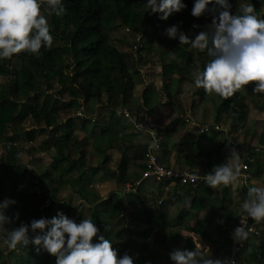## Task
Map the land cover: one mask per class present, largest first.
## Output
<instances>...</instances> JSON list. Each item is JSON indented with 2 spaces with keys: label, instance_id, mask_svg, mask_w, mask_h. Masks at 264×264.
<instances>
[{
  "label": "trees",
  "instance_id": "1",
  "mask_svg": "<svg viewBox=\"0 0 264 264\" xmlns=\"http://www.w3.org/2000/svg\"><path fill=\"white\" fill-rule=\"evenodd\" d=\"M146 2L62 0L66 9L63 15L44 14L54 38L51 48H42L39 55L22 52L11 59H0V77L7 79L0 85V139L4 140L0 155V203L6 199L16 201L5 208V215L11 218L12 223L0 225V240H4L11 229L22 223L51 219L58 212L73 219L75 206L60 198V192L69 188L85 202L75 221L79 223L86 218L92 219L100 229L98 235L110 240L120 257L125 254L133 257V252H148L145 239L154 228L161 232L163 246L171 248L178 230L189 227V221L185 220L191 214L195 219L193 229L219 248L230 243L232 228L240 216V213L236 215L231 210V184L222 185L220 196L215 195L213 188L204 180L196 184H181V192L174 191L170 197L161 199L163 187L171 183L142 179L144 154L153 136L150 131L135 127L132 131H126L128 121L121 117L117 107L127 109L135 121L140 122L143 115L152 113L161 105L162 102L157 99L159 92L153 86L144 88L141 102L132 95L134 87L144 82L139 65L143 64L145 56L156 55L162 65V77L167 79L163 89L172 98L174 109L168 125L154 129L161 139V161L168 156L171 137L175 138L172 145L177 150L190 155L188 167L200 173H209L214 166L225 163V158L235 150L240 159L248 164L250 179L259 176L264 184V93H253L252 84L228 98L197 88L195 75L203 71L213 57L208 55L207 50L200 51L190 44L181 45L178 39L169 38L166 30L175 25L180 32L194 39L202 28L194 27L193 21L202 24L208 19L212 20L213 13L206 12L199 18L194 17L192 9L195 0H182L186 7L174 12L163 23L162 13H159L156 21L149 17ZM228 3L233 14L242 12V6L234 0H228ZM214 4L215 0L208 7L211 9ZM246 4H253L256 15L264 19V0H248ZM118 27L140 35L136 50L122 51L110 42V32ZM147 28L154 31L145 34ZM70 66L72 71L67 72ZM55 79L67 81L57 90L58 97L48 93ZM192 90L199 98L192 101L190 116L198 119L199 124L210 126L209 131H200L197 136L194 131L185 132L189 119L185 117L180 103L173 99ZM101 94H105L106 102L96 107ZM81 105L83 116H74ZM71 110H74L71 117L64 122L59 120L60 111ZM250 112L262 118L251 119ZM103 113H108L109 117L105 125H100L93 120V116ZM28 115L39 129L21 128V122ZM221 116L231 120L229 126L232 128L238 126L239 134L233 139L225 138L213 147L217 134L224 132L223 129L213 128L221 123ZM76 122L83 133L80 139L73 133ZM45 131L49 136L39 146L29 147L27 151L33 153L37 149L52 148L50 168L36 172V179L25 182L26 187L20 188L19 171L25 175L35 170L30 165L26 168L20 163L22 149L19 138L24 135L26 141L32 142L36 133ZM118 143L122 145L118 146ZM115 146L122 152L117 169L111 172L116 190L102 199L95 195L90 186L107 172L111 162L108 150ZM73 154H77V157ZM93 154L101 158L96 167L92 165L95 162ZM136 182L139 183L135 185ZM127 183H133L135 191L127 192L126 196H130L133 202L138 201L140 209L131 213L122 227L115 229V223H120V219L114 223V217L121 213V196L117 192L125 191ZM236 186H239V193L246 200L248 188L253 186L251 182L248 181V186ZM30 187H33L32 191ZM188 198H191L190 203ZM47 199L56 202L52 214L49 213L52 205H46ZM121 217L125 218L123 215ZM259 233L248 235L244 240L243 248L248 242H257L254 260L247 264H264V236ZM93 242H99L98 236ZM36 249L37 246L29 244L10 248L6 253L0 251V264H56L55 256L42 248L38 253Z\"/></svg>",
  "mask_w": 264,
  "mask_h": 264
},
{
  "label": "clouds",
  "instance_id": "2",
  "mask_svg": "<svg viewBox=\"0 0 264 264\" xmlns=\"http://www.w3.org/2000/svg\"><path fill=\"white\" fill-rule=\"evenodd\" d=\"M45 4L50 15L61 16L66 11L62 0H0V59H11L22 52L39 55L42 48H51L54 38L51 25L42 13ZM210 4L213 0H195L192 15L199 18L206 12L213 13L211 33L201 31L192 39L175 25L166 30V35L178 39L181 45L207 50L213 57L206 68L195 75V86L223 98L231 97L250 84L254 85L253 93H264V19L256 15L253 4L243 5L242 12L236 14L231 12L228 0H215L211 9ZM146 7L153 14L162 13L161 19L167 20L174 12L182 11L186 4L182 0H147ZM154 146V143L150 145ZM239 159V154L232 150L225 163L214 166L204 176L205 183L215 189L237 182L241 176ZM247 197L241 205L242 211L257 222L264 220V188L250 186ZM15 203L6 199L0 204V225L12 223L4 209ZM99 232L92 219L77 223L58 212L51 219L41 218L11 229L4 243L11 249L33 244L38 253L42 248L55 256L56 264H135L133 257L127 254L120 257L112 242L98 235ZM97 236L99 242L94 243ZM232 236L240 243L248 238V232L241 225ZM170 258L174 264H225L208 257L199 245L195 250L177 249Z\"/></svg>",
  "mask_w": 264,
  "mask_h": 264
},
{
  "label": "rangeland",
  "instance_id": "3",
  "mask_svg": "<svg viewBox=\"0 0 264 264\" xmlns=\"http://www.w3.org/2000/svg\"><path fill=\"white\" fill-rule=\"evenodd\" d=\"M235 3L239 6H243L246 3H248V0H234ZM149 17L152 18L153 21H156L159 19L160 15L159 13H155L153 14L150 9L146 8ZM262 12H264V8L262 9ZM42 13L43 14H48L49 10L48 7L45 6L42 7ZM174 14V13H173ZM173 14L171 16H173ZM161 21L164 23L166 20L161 19ZM193 24L196 27H201L202 31H207L209 33H211V24H212V20L208 19L205 22H203L201 24V22L199 21H193ZM154 30H152L151 28H147L144 33L145 34H150L152 33ZM139 37L140 35H136L134 33L129 32L126 28H122V27H118L115 30H112L110 32V42L115 45L119 50L122 51H131V50H136V46L139 47ZM140 67L138 68L140 74L142 75V78L144 80V82L142 81V83L136 85L133 89V96L134 98H136L139 102H141V93L144 90L145 87L149 86V87H155L156 90L159 92V95L157 97V99L162 102L160 106L156 107L152 113L150 114H145L143 115V119H145L146 124L151 125V129L154 130L157 127L163 128L165 126L168 125V123L170 122V115L174 112V109L171 105V101L172 98L170 96H168L166 94V92L163 89V85L166 83L167 79H164L162 77L161 74V69H162V65L160 63V61L158 60L156 55H148L145 56V60L143 62V64L139 65ZM67 72L72 71L71 66L68 67L66 69ZM6 78L0 77V85H2L3 83L6 82ZM52 89L48 90V93H53L55 94L56 97H58L57 95V90L60 89V87L62 85L67 84V81H61L60 79H55L54 82L52 83ZM196 90V89H195ZM195 90L191 91V92H187V93H183L181 95H178L176 97H173V99H176L181 107L184 110V115L185 117H187L189 119V122L185 128V132L186 131H194V133L197 136V133L200 132L201 130L199 129L200 126H202L201 124L198 123V119H194L193 117H191V113H190V107L192 104L193 100H198L199 96L196 94ZM106 102V96L105 94H101L100 95V100L99 102L96 104V107L100 106L101 104ZM118 108V112L120 114L121 113V106L117 107ZM116 108V109H117ZM74 110L71 111H60V115H59V120L64 122L71 114L73 115ZM71 117V116H70ZM108 113H103L101 115H95L93 116V120L98 121V123L100 125H105L106 122L108 121ZM123 119H126V117L122 116ZM249 117L251 119H261L262 117L254 112H250L249 113ZM77 121V120H76ZM128 121V120H127ZM221 123H219V128L223 129V133L217 134L216 140L213 143V147H215V145H217L219 142H221L223 139L225 138H230L233 139L234 137L238 136L239 134V128H232L230 125L231 120L229 118H226L225 116H221ZM129 125V128L126 131H132L134 129V126L131 124V122H127ZM75 129L73 130L74 136L77 139H80L83 136V133L81 130H79V124L78 122H76L74 125ZM21 128L23 130L26 129H31V128H35L36 130L39 129V126H36L35 123H33V121L31 120V117L28 115L25 117V119L21 122ZM22 135V134H20ZM24 135H22V137L20 136L19 138V143L21 145V149H22V157L21 159H19V161L23 162V164H25L24 166L26 168L29 167V165H26V163L29 161V159H36V161H38V163L36 164L35 161L34 164L35 165H30L31 168H34L33 170H35L32 174L31 171H28L27 173H25V175L21 174L22 172L19 171V175H18V183H19V187L20 188H25V182H28L30 180H35L36 179V172H40L43 169H47L50 168L49 165L52 161V155H53V150L51 149H46V150H36L35 154L30 156L29 152H27V148L29 147H37L39 146L43 140H45L47 138V136H49L48 132H42L40 134L36 133V136L34 138V140L32 142H28L23 138ZM178 136V135H177ZM169 143L168 146L169 148H171V146H175L172 145V143H174L173 140H175V138L171 137L169 139ZM3 141L0 139V155L3 152ZM122 143V142H121ZM121 143H118L117 145H122ZM175 149V148H174ZM121 149L116 148V149H111L108 154L111 157V162L108 165V170L105 174H103L100 179L94 183L92 186H90V188L92 189V191L95 193V195L99 196L102 199H106L113 191L116 190V185H115V178L114 176L111 175L112 171H115L119 165V161L121 159ZM174 153V152H173ZM75 157H77V154H73ZM173 154L170 155L169 161L167 160V162H169L167 165L173 167L174 169H185L188 168L187 164H184L185 162L181 161L178 157L175 158V156H173L171 159V156ZM89 155L86 156V158H88ZM93 159H94V164H92L93 166H97V162H99V160H101L100 157L97 158L96 154H93ZM98 160V161H97ZM241 159H239V164L241 163ZM21 162V163H22ZM144 162V160H143ZM164 163H167L165 161H163ZM254 185V184H253ZM219 189L222 188V185L218 186ZM30 191L33 190V187L29 188ZM36 189V188H35ZM176 189V190H174ZM239 189V186H238ZM237 189V190H238ZM134 189L130 188L127 189L123 192H117V194L119 196H121L120 199V210L121 213L120 215H117L114 217L113 222L115 223L116 220L120 219V223H115V229L119 228L120 226L122 227L124 225L125 220L129 217V215L131 213H136L137 211H139L140 207H139V202L138 201H134L132 200V198L130 196H126L127 192L133 191ZM236 190V191H237ZM135 191V190H134ZM174 191L177 192H181L182 191V185L181 184H173V185H169L166 186L165 188L162 189V195H161V199H165L166 197H170ZM235 192V191H234ZM237 193V192H236ZM237 195V194H236ZM60 198L62 199H66L67 201H69V203L72 206H75V211L73 212V219L75 220L78 215L79 212L81 210L82 204L85 202L83 200H81V197L74 193L71 189H66L60 192ZM235 198H237V196H235ZM1 204V203H0ZM47 204H51V209L49 210V213H53L54 209H55V205L56 202L55 201H50L49 199L46 200V205ZM5 210L4 209V214H5ZM121 215H123L125 218L121 217ZM121 217V218H120ZM190 223V222H189ZM260 226V223H256V227L258 228ZM161 234L157 233H153L150 237H149V241L147 239H145L146 242H150V247H152L156 252L163 250V248L161 246H159L160 244V236ZM138 239V238H137ZM141 240V239H138ZM162 248V250H160ZM10 249L5 243L4 240H0V251H3L4 253L7 252V250ZM163 252H165L163 250Z\"/></svg>",
  "mask_w": 264,
  "mask_h": 264
},
{
  "label": "crops",
  "instance_id": "4",
  "mask_svg": "<svg viewBox=\"0 0 264 264\" xmlns=\"http://www.w3.org/2000/svg\"><path fill=\"white\" fill-rule=\"evenodd\" d=\"M116 148L117 147L115 146L114 148H111V149H116ZM174 148H175L174 146H171V148L168 147L169 153H168V156L166 158H164L165 161L166 162H167V160L169 161L170 155L173 154L171 156V159H173L172 158L173 156H175V158H177V159L179 157V159L181 161L185 162L184 164L188 165L191 161L190 155L188 153L179 151L176 148L175 149ZM111 149H109L108 152ZM37 150L42 151L40 149H37ZM35 153L36 152H33V153H30L29 155L32 156ZM21 157H20V159H21ZM228 158L229 157L225 158V162L227 161ZM33 161H35L36 164L38 163V161H36V159L34 158V159H29V161L26 163V165H35ZM168 163L169 162H167V164ZM263 163H264V158H263ZM22 164H23V162H22ZM263 167H264V165H263ZM249 182H251V185L254 184L255 186L264 188V184L260 180L259 176L250 179ZM236 185L237 184L234 183V184H231V186H230V199L232 201L231 210L236 212V215H237L239 213L240 214L242 213L241 212L242 211L241 205L244 203L245 200L243 199L244 196L239 193V189ZM165 187H163V188H165ZM219 190H220L219 187H217L215 189L213 188L214 194L220 196ZM235 196H237V198H235ZM185 221L190 222L188 224L189 227L188 228H181L178 230V235L176 237V240H175L174 244L171 246V248H169V249L164 247L163 244L161 243V239H162L161 232L158 231L156 228H154L150 232V234L148 235V237L146 239L149 241V237L153 233L158 232L159 234H161L159 246H161L165 252H163L162 248L160 249V250H162V252L161 251L156 252L152 247H150V242H146L148 252H141L140 254H138L136 252L132 253L135 264H174V262L170 258L171 253H173L177 249L195 250L197 245L200 246L201 251L206 252L207 256L211 257L213 259L222 260V258L225 255L230 253L231 246H230L229 242L224 247L219 248L213 242H211L206 236L201 234L198 230L192 228L194 221H195L193 214H191L190 218L186 219ZM258 223H260V226L257 228L258 231L260 232L259 234L264 236V221L263 222L260 221ZM256 247H257L256 241L251 242V243L248 242L244 248L242 247L243 249L241 248L236 252V256H238L239 259H241L246 264L251 263L254 260V253L256 251Z\"/></svg>",
  "mask_w": 264,
  "mask_h": 264
},
{
  "label": "built area",
  "instance_id": "5",
  "mask_svg": "<svg viewBox=\"0 0 264 264\" xmlns=\"http://www.w3.org/2000/svg\"><path fill=\"white\" fill-rule=\"evenodd\" d=\"M121 113L128 121H130L135 128L137 129H145L147 131H150L151 135L153 136V141L147 146L146 152L144 154V164L145 169L142 174V179L144 178H152L156 182H162V181H169L172 183H179V184H196L197 182L204 180V176L207 173H200L194 168L188 167L185 169H174L171 166H168L160 159L161 154V142L160 138L156 136L154 130L151 129V125L146 124L145 119H143L140 122L135 121V117L127 110V109H121ZM84 114L82 105L78 108V110L75 112L74 116L82 117ZM215 130H220L219 125L215 124L213 126ZM201 131L207 132L210 129V126L208 125H202L199 127ZM155 144L154 147H150V145ZM241 167V176L238 179L236 183L243 184L248 186V181L251 178V174L248 171V164L244 161H241L240 163ZM139 182L134 183L135 185ZM133 183H127L126 188L127 189H134ZM255 220L251 219L247 213L242 212L239 216L238 221L233 226L232 234L234 230L238 227L243 225L245 230L248 232V235L258 234L259 231L257 229ZM244 241L238 243L233 239V236L230 239V246L231 251L229 254L225 255L222 258V261L225 262V264H246L244 262H240L236 257V252L243 246Z\"/></svg>",
  "mask_w": 264,
  "mask_h": 264
}]
</instances>
